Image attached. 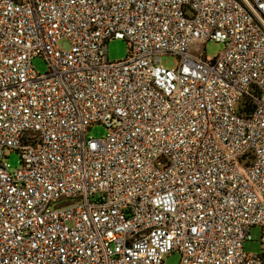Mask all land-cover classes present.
<instances>
[{
	"label": "built area",
	"instance_id": "2783aa9c",
	"mask_svg": "<svg viewBox=\"0 0 264 264\" xmlns=\"http://www.w3.org/2000/svg\"><path fill=\"white\" fill-rule=\"evenodd\" d=\"M256 226L264 0H0V264H264Z\"/></svg>",
	"mask_w": 264,
	"mask_h": 264
},
{
	"label": "rangeland",
	"instance_id": "374dc122",
	"mask_svg": "<svg viewBox=\"0 0 264 264\" xmlns=\"http://www.w3.org/2000/svg\"><path fill=\"white\" fill-rule=\"evenodd\" d=\"M67 46V45H66ZM200 51L206 56L208 60L217 58L225 49L223 44L209 41L199 45ZM129 48L125 41L112 40L108 43V58L111 62L123 61L128 57ZM161 64L170 69H174L178 66V59L174 56H163ZM34 70L38 74H46L48 72V64L41 57H36L32 61ZM87 135L94 139H100L107 136V130L99 124L91 126ZM5 155L7 156V163L11 169H18L21 166V157L18 152L6 150ZM251 241L244 243V253L253 256L261 255L264 252V241H263V229L260 226L252 227L250 230ZM165 264H180L181 256L178 253H173L166 256L164 260Z\"/></svg>",
	"mask_w": 264,
	"mask_h": 264
}]
</instances>
